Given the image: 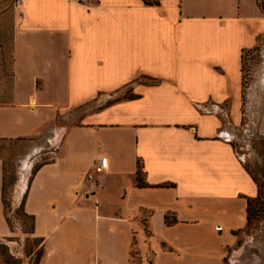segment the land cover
I'll use <instances>...</instances> for the list:
<instances>
[{
  "label": "crops",
  "instance_id": "obj_1",
  "mask_svg": "<svg viewBox=\"0 0 264 264\" xmlns=\"http://www.w3.org/2000/svg\"><path fill=\"white\" fill-rule=\"evenodd\" d=\"M263 38L257 0H0V143L52 146L23 169L29 233L0 155V241L30 236L37 264H131L136 245L141 264H225L259 191L230 116Z\"/></svg>",
  "mask_w": 264,
  "mask_h": 264
},
{
  "label": "rangeland",
  "instance_id": "obj_2",
  "mask_svg": "<svg viewBox=\"0 0 264 264\" xmlns=\"http://www.w3.org/2000/svg\"><path fill=\"white\" fill-rule=\"evenodd\" d=\"M6 76H9V72ZM238 103L235 114L230 116L235 129L232 134L233 143L259 191L257 197L250 202L248 226L238 244L229 250L225 264H264V38L258 47L245 52L243 56V86ZM227 122L229 123L228 118ZM37 148L35 144L21 142L0 143V155L7 161L6 213L10 214L15 208V218L22 222L27 233L31 231L32 220L24 215L22 205L17 207L16 191L25 174V163L32 166L31 178L40 163L51 160L47 156L52 149L51 145H46L45 149L39 151V155L36 152L33 156ZM146 234L149 237L147 230ZM8 240H17L18 245L0 241V264H37V257L30 260L28 256L38 248L30 236L23 242L13 238ZM145 243L149 244L148 239ZM130 261L131 264L142 263L138 245L133 247Z\"/></svg>",
  "mask_w": 264,
  "mask_h": 264
},
{
  "label": "built area",
  "instance_id": "obj_3",
  "mask_svg": "<svg viewBox=\"0 0 264 264\" xmlns=\"http://www.w3.org/2000/svg\"><path fill=\"white\" fill-rule=\"evenodd\" d=\"M73 2H77L80 4H86L87 0H71ZM258 3L262 6L264 4V0H257ZM109 159L108 157H101L99 162L94 166L93 171L88 175L89 181H96L97 178L103 174H105L109 169Z\"/></svg>",
  "mask_w": 264,
  "mask_h": 264
},
{
  "label": "bare ground",
  "instance_id": "obj_4",
  "mask_svg": "<svg viewBox=\"0 0 264 264\" xmlns=\"http://www.w3.org/2000/svg\"><path fill=\"white\" fill-rule=\"evenodd\" d=\"M28 172H25L22 180L19 183V188L17 189V194H16V202L19 203L21 201L22 196L25 193V189L27 187L28 184Z\"/></svg>",
  "mask_w": 264,
  "mask_h": 264
},
{
  "label": "trees",
  "instance_id": "obj_5",
  "mask_svg": "<svg viewBox=\"0 0 264 264\" xmlns=\"http://www.w3.org/2000/svg\"><path fill=\"white\" fill-rule=\"evenodd\" d=\"M144 1H146L147 3H150V4H155L156 3V1H149V0H144ZM249 206H250V202H249ZM248 213H249V207H248ZM248 220H249V215H248Z\"/></svg>",
  "mask_w": 264,
  "mask_h": 264
}]
</instances>
